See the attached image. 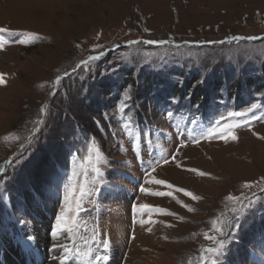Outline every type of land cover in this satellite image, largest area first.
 I'll list each match as a JSON object with an SVG mask.
<instances>
[{"label":"rangeland","instance_id":"obj_1","mask_svg":"<svg viewBox=\"0 0 264 264\" xmlns=\"http://www.w3.org/2000/svg\"><path fill=\"white\" fill-rule=\"evenodd\" d=\"M0 27L16 33H0L1 264L10 252L40 264L35 249L60 264L52 245L72 241L51 228L73 170L93 175L81 163L92 143L102 176L77 215L78 247L95 234L110 264H264V0H0ZM221 116V128L241 125L237 139L208 136ZM152 176L201 197L174 192L194 210L150 194L171 190ZM241 193L250 207L237 216L225 197ZM225 218L217 233L211 221ZM205 233L219 252L201 251L217 247Z\"/></svg>","mask_w":264,"mask_h":264},{"label":"snow or ice","instance_id":"obj_2","mask_svg":"<svg viewBox=\"0 0 264 264\" xmlns=\"http://www.w3.org/2000/svg\"><path fill=\"white\" fill-rule=\"evenodd\" d=\"M0 33H8L9 36H16V33L9 28L0 27ZM23 35L32 38V39H40L38 34L32 33V32H25ZM16 43L25 44L28 41L24 39H16ZM134 43V42H132ZM146 43H155V41H146ZM4 41L0 40V49L3 48ZM98 56H89L87 60H81L80 64L77 65L78 68H81L83 66L88 65L90 62L97 60ZM67 75V73H65ZM61 80L60 76L56 77L55 82L59 83ZM6 81L4 80V74H0V84H5ZM257 105L253 104L250 108L246 109L244 112H237V113H228L229 117L232 116H240L243 117L247 114V112H251L252 109L256 108ZM44 109H41V112H43ZM225 117L221 116L220 120L216 122V126L214 128L209 129L208 136H212L214 134H218L221 138L227 139L228 136L231 137V139L235 140L237 137L232 133V129L241 127L238 123H230L223 126V128L220 127V121L224 120ZM227 134V136L225 135ZM87 152L88 155L83 157V161L81 162H87V166L84 168L83 171V177H87V173L90 170L93 175L91 176L90 180L87 178H81L79 181L75 180L74 178L81 176V173H78L77 171L73 170L72 175L68 178V183L65 185V191H64V206L61 208L60 212L55 217V224L51 228V235L53 237L58 236V234L66 233L67 239L72 241L71 246L68 244L61 245L59 243H55L52 245V249H61V254L58 257L60 260V264H65L66 261H68L72 257H79L80 259H87L89 257L92 258V264H110V256L107 254L108 250L110 249V241L107 238H101L98 243L101 245L103 252H101L100 249H96L95 251L90 246L93 243H97V236L94 234L92 237L88 240H85L84 243L86 247L84 249H81L75 244L74 237L76 235V232L81 227L79 221L77 220V215L79 212L84 211L82 207V202L85 198V196H91L95 192H98L100 189L96 187L98 179L102 176L101 169L98 166L101 161H103L104 156L101 152L100 148L95 146L94 143L89 144L87 146ZM79 159V158H77ZM165 163H167V160H165ZM154 171V169H153ZM190 171L197 172L199 175H208L204 172H199L196 169H190ZM146 175H149L146 173ZM154 182L157 185H165L168 189H171L170 191H157L154 193H150L152 195L156 196H167L171 197L173 199H177V197L174 195V192L183 193L185 196L190 197L192 199H200L201 197H198L194 195L192 192L184 189V188H177L176 186L168 183L165 180L157 179L155 176L151 177V181ZM89 184H91V187H89ZM242 187L244 188H250L252 185L249 182H245ZM139 190L142 193H148V189H146L144 186H140ZM262 192H264V189H261ZM254 195V194H253ZM244 194L241 193L240 196H233L229 194L225 197L226 200L231 201L233 203H239L241 206L240 208L233 207L231 211L239 216V214L243 211L245 207H250V203L248 205H245L243 203ZM177 202L181 204L182 207H188L187 205H184L182 201H179L177 199ZM153 206L147 205V204H141L139 205L140 209H152ZM138 206L136 204L132 205V211L135 214L137 212ZM189 211H192L194 209H191L188 207ZM155 211L160 213H167L166 209L156 207ZM171 215H176L175 213H167ZM227 218L223 220H212L211 223L215 227V231L217 233L223 234L224 229L227 226L228 223H230ZM141 223H144V221H141ZM218 225V226H217ZM239 226V221H236V227ZM205 239H209L214 241L217 244V247L213 248H207V249H201L202 252L208 253V254H214L220 251L221 248L224 246L223 240H217L215 236H209L207 233L204 234ZM54 259H57L54 257ZM201 262L205 260L204 256H201ZM209 264H216V261L213 259L209 262Z\"/></svg>","mask_w":264,"mask_h":264},{"label":"bare ground","instance_id":"obj_3","mask_svg":"<svg viewBox=\"0 0 264 264\" xmlns=\"http://www.w3.org/2000/svg\"><path fill=\"white\" fill-rule=\"evenodd\" d=\"M37 241V240H36ZM35 252L38 254V259H39V261H40V264H42L43 263V261L45 260V256L43 257V255H42V252H41V250H40V252L38 251V249H35ZM10 254V259H11V264H17L16 263V261H15V259H17L18 258V256H20V255H17V256H15V258H14V256H13V252H10L9 253ZM42 255V256H41ZM21 259V261L23 262V261H25L26 259H25V257L22 255V257L20 258ZM46 262H48V260H46ZM46 262H45V264H46ZM1 264V263H0ZM2 264H6V263H2Z\"/></svg>","mask_w":264,"mask_h":264},{"label":"trees","instance_id":"obj_4","mask_svg":"<svg viewBox=\"0 0 264 264\" xmlns=\"http://www.w3.org/2000/svg\"><path fill=\"white\" fill-rule=\"evenodd\" d=\"M195 80H196V77H192L191 78V80L190 81H188V82H185V84H183V85H191L193 82H195ZM148 84V83H147ZM175 87V86H174ZM27 195H29L28 193H27Z\"/></svg>","mask_w":264,"mask_h":264}]
</instances>
